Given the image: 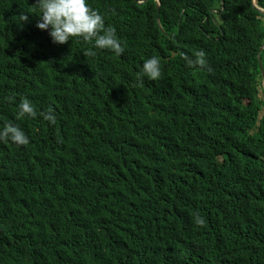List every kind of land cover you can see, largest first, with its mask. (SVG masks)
<instances>
[{
    "label": "trees",
    "instance_id": "obj_1",
    "mask_svg": "<svg viewBox=\"0 0 264 264\" xmlns=\"http://www.w3.org/2000/svg\"><path fill=\"white\" fill-rule=\"evenodd\" d=\"M159 1L88 0L125 49L91 57L0 0V127L29 139L0 142V264H264V16ZM153 55L161 77L138 79Z\"/></svg>",
    "mask_w": 264,
    "mask_h": 264
},
{
    "label": "clouds",
    "instance_id": "obj_2",
    "mask_svg": "<svg viewBox=\"0 0 264 264\" xmlns=\"http://www.w3.org/2000/svg\"><path fill=\"white\" fill-rule=\"evenodd\" d=\"M33 5L35 6L34 11L38 10L39 13L35 26L40 30L47 31L52 43L64 44L71 38H81L92 44L91 48L85 50V56L95 57L97 49L109 50L117 56L123 54L124 46L114 30L105 27L104 17L90 6L88 0H34ZM20 21L27 22L28 16L21 15ZM181 56L190 67L193 65L204 66L206 63L203 50L194 51L192 58L183 53ZM137 77L141 80L144 78L158 80L161 77L159 58L153 55L145 59L137 72ZM262 86L264 91L263 83ZM8 99L13 100L14 98L9 97ZM16 107L17 119L35 118L38 115L36 108L27 97H22ZM39 115L50 124L55 123L56 115L52 108H48L46 112H41ZM0 142H12L17 146H23L29 143V139L16 124L5 122L0 127ZM193 222L196 225H202L204 220L199 214H196L193 216Z\"/></svg>",
    "mask_w": 264,
    "mask_h": 264
},
{
    "label": "water",
    "instance_id": "obj_3",
    "mask_svg": "<svg viewBox=\"0 0 264 264\" xmlns=\"http://www.w3.org/2000/svg\"><path fill=\"white\" fill-rule=\"evenodd\" d=\"M154 2L156 3L157 8H159L160 1L159 0H154ZM255 2H256L255 0H252V6H253V8L255 10H257L261 15L264 16V11L261 10V9H259V8H257V6L255 5ZM221 4H222V2H221ZM263 48H264V46L261 49H259V51H261ZM258 63H259V70H260V73H261V78H262V81H263V84H264V72H263V69L261 67V61L258 60Z\"/></svg>",
    "mask_w": 264,
    "mask_h": 264
},
{
    "label": "rangeland",
    "instance_id": "obj_4",
    "mask_svg": "<svg viewBox=\"0 0 264 264\" xmlns=\"http://www.w3.org/2000/svg\"><path fill=\"white\" fill-rule=\"evenodd\" d=\"M260 97H262V95L260 94Z\"/></svg>",
    "mask_w": 264,
    "mask_h": 264
}]
</instances>
